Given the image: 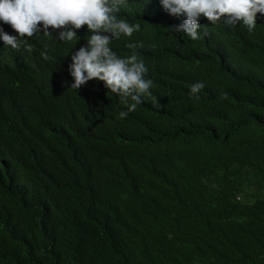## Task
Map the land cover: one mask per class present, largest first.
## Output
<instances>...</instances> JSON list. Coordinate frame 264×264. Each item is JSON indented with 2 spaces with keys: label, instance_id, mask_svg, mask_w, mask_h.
<instances>
[{
  "label": "trees",
  "instance_id": "1",
  "mask_svg": "<svg viewBox=\"0 0 264 264\" xmlns=\"http://www.w3.org/2000/svg\"><path fill=\"white\" fill-rule=\"evenodd\" d=\"M117 15L140 30L110 47L142 45L158 101L124 119L103 83L70 88L87 26L0 39V264H264V15L252 33L201 17L198 40L160 0Z\"/></svg>",
  "mask_w": 264,
  "mask_h": 264
},
{
  "label": "clouds",
  "instance_id": "2",
  "mask_svg": "<svg viewBox=\"0 0 264 264\" xmlns=\"http://www.w3.org/2000/svg\"><path fill=\"white\" fill-rule=\"evenodd\" d=\"M169 14L184 17L183 23L172 26L174 33H182L192 40L200 38L199 20L206 18L213 25L221 21L232 28L242 24L249 33L257 26V14L264 15V0H160ZM126 0H0V22L9 25L17 35H10L0 27V39L13 50L31 51L28 39L37 33L52 36L61 42H71L77 37V30L87 26L86 46L71 55L70 74L74 82L70 88L79 90L88 81L96 80L119 97L120 103L127 107L119 118L124 119L134 112L142 98L158 101L150 89L153 82L146 79L148 68L135 52L136 43L126 46L133 53L125 58L119 57L110 44L121 36L131 38L140 30V25L130 24L118 17L120 8ZM205 87L203 82L195 83L190 93L199 99L198 93Z\"/></svg>",
  "mask_w": 264,
  "mask_h": 264
}]
</instances>
